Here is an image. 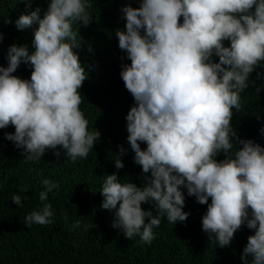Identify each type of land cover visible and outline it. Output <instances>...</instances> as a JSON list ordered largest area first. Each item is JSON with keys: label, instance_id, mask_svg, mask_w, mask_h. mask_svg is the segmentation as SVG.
<instances>
[{"label": "clouds", "instance_id": "9594fccd", "mask_svg": "<svg viewBox=\"0 0 264 264\" xmlns=\"http://www.w3.org/2000/svg\"><path fill=\"white\" fill-rule=\"evenodd\" d=\"M22 2L31 7L33 0ZM90 7L88 0H50L43 18L36 8L15 21L20 31L38 25L35 50L30 54L27 45L13 44L8 66H0V129L14 126L15 133H6L5 139L24 149L26 161L62 146L75 162L99 140L101 133L88 130L80 110L79 89L87 77L73 51L79 43L72 26L90 24ZM122 12L125 30L116 36L131 64L122 66L120 76L135 101L126 116L127 142L134 163L150 176L140 188L106 175L101 207L114 211L111 226L129 240L139 235L150 244L160 214L174 224L188 219L183 188L208 205L202 228L210 238L215 236L221 248L229 246L246 225L255 234L248 237L241 260L248 264L251 257V264H264V147L239 139L231 126L241 91L264 62V0H141L140 7L126 6ZM22 63L31 65L30 79L13 75ZM234 140L242 147L235 148ZM138 142L146 143V149ZM221 153L225 158L218 161ZM123 167L118 157L115 168ZM42 186L41 202L59 188L49 179ZM21 201V195L12 196L14 204ZM145 203L153 204L156 215L142 209ZM52 216L51 204L43 203L24 223L47 225Z\"/></svg>", "mask_w": 264, "mask_h": 264}, {"label": "trees", "instance_id": "16d2710c", "mask_svg": "<svg viewBox=\"0 0 264 264\" xmlns=\"http://www.w3.org/2000/svg\"><path fill=\"white\" fill-rule=\"evenodd\" d=\"M88 2L90 24L87 27L73 24L79 43L73 51L78 54L87 77L79 89L80 110L88 121V130L99 131L101 135L88 156L75 162L66 157L62 146L46 150L40 160L26 161L22 155L24 149H17L5 139L6 133H15L14 126L0 129V264H243V249L255 231L243 225L230 245L221 248L216 237L210 238L202 228L208 205L199 204L183 188V211L189 213L188 219L174 224L167 220L166 213L160 214L161 223L153 229L154 239L150 244L142 242L139 235L129 240L111 226L114 211L101 207L100 191L106 175L116 174L122 183L131 182L140 188L145 184V176H150L134 163L135 153L127 142L126 116L135 101L120 73L122 66L130 65L131 61L126 51L119 48L116 36L117 30H125L122 9L138 8L141 0ZM49 3L50 0H33L28 7L22 0H0V33L3 34L0 66H8V48L13 44L27 45L30 54L35 50L32 40L38 25L20 31L15 21L36 8L41 9L43 18ZM224 46L229 47L230 41H224ZM212 60L219 62L215 55ZM32 70L30 64L22 63L13 75L30 79ZM246 83L248 87L240 93V110L233 109L231 126L239 139L252 140L264 147L261 131L264 129V62ZM138 143L142 150L146 149V143ZM233 144L237 149L242 147L236 140ZM120 147L125 150L123 156ZM55 151L61 153L59 157L54 155ZM118 157L124 164L120 170L115 168ZM224 158L223 153L216 157L218 161ZM44 179L59 184V188L41 202L39 194L45 190ZM21 188L26 191L21 192ZM14 194L21 195L20 205L12 202ZM43 203L52 206L51 223L27 226L25 217L40 210ZM142 209L156 215L152 203L142 204ZM77 221L79 227H74ZM251 259L248 257V264Z\"/></svg>", "mask_w": 264, "mask_h": 264}]
</instances>
